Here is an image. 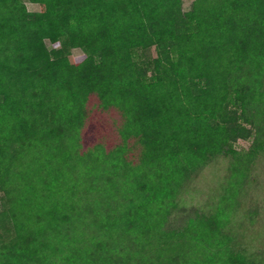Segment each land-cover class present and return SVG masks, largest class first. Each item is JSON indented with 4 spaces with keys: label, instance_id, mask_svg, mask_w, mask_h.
Wrapping results in <instances>:
<instances>
[{
    "label": "trees",
    "instance_id": "16d2710c",
    "mask_svg": "<svg viewBox=\"0 0 264 264\" xmlns=\"http://www.w3.org/2000/svg\"><path fill=\"white\" fill-rule=\"evenodd\" d=\"M30 2L40 11L0 0V132H11L0 140V158L38 126L48 129L46 140L87 128L96 145L109 147L112 171L120 157L148 167L122 217L148 237L147 221L154 213L164 220L190 171L250 136L232 107L247 122L254 103L264 108V0H194L188 12L183 0ZM74 49L83 51L79 60ZM218 216L192 220L177 233L182 246L227 243ZM206 257L250 264L229 246Z\"/></svg>",
    "mask_w": 264,
    "mask_h": 264
},
{
    "label": "rangeland",
    "instance_id": "374dc122",
    "mask_svg": "<svg viewBox=\"0 0 264 264\" xmlns=\"http://www.w3.org/2000/svg\"><path fill=\"white\" fill-rule=\"evenodd\" d=\"M22 1L30 11H40V5ZM193 1L183 0L184 12ZM72 54L79 60L83 51ZM146 56L152 60L157 53L151 49ZM229 86L237 87L236 81ZM259 91L264 94V76ZM260 106L248 108L249 122L241 119L238 106L232 107L250 136L233 144L234 153L219 154L190 171L164 220L153 207L148 237L127 228L129 218L122 219L148 167L127 166L120 157L112 171L109 147L96 145L87 128L46 140L40 136L48 129L38 126L34 137L22 147L7 148L0 158V241H5L0 264H206V256L225 246L247 263L264 264V146L255 151L264 141ZM10 138L4 127L1 142ZM251 153L245 162L242 157ZM218 215V232L230 239L227 243L182 246L184 238L177 233L200 217L218 220ZM176 253H181L179 263Z\"/></svg>",
    "mask_w": 264,
    "mask_h": 264
}]
</instances>
